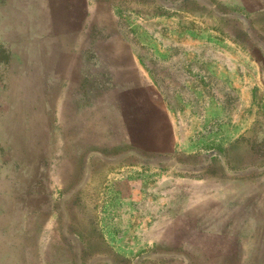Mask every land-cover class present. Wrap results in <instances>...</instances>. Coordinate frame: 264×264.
<instances>
[{
    "label": "crops",
    "instance_id": "0c3cea01",
    "mask_svg": "<svg viewBox=\"0 0 264 264\" xmlns=\"http://www.w3.org/2000/svg\"><path fill=\"white\" fill-rule=\"evenodd\" d=\"M155 1L159 11L150 15H156L157 27H151L163 35L154 39L148 34L143 42L133 34L134 24L120 19L116 1L0 0V264H37L33 260L40 251L42 264H140L139 244L144 241L152 257L147 264H264V213L251 211L252 191H260L254 187L260 178H252L248 168L231 167L211 146V136L189 135L187 127L202 124L186 114L193 103L165 100L159 92L154 98L132 77H122L121 53L107 56L97 50L129 45V67L144 77L150 71L145 67L149 58L169 65L190 61L201 51L202 39L186 35L185 25L176 22L180 16L194 20L188 25L194 30L201 29L197 18L213 14L214 5L262 18L264 0ZM142 45L154 54L140 55ZM103 63L114 68L109 80L105 74L98 76ZM96 85L118 95L120 105L114 110L125 144L151 160L147 165L158 178L156 192L146 196V217L135 213L139 196L131 192L129 258L106 253L101 232L69 231L64 225L75 214L70 199L86 192L96 169L85 152L90 141L82 138L76 147L69 134L55 133L61 125L59 102L70 103L73 112L87 109L89 104L76 108L72 98ZM176 85L170 94L182 95L183 88ZM49 162L51 179L44 182ZM97 172L108 171L103 166ZM71 175L82 180L74 194L66 189ZM140 224L145 230L140 231Z\"/></svg>",
    "mask_w": 264,
    "mask_h": 264
},
{
    "label": "rangeland",
    "instance_id": "374dc122",
    "mask_svg": "<svg viewBox=\"0 0 264 264\" xmlns=\"http://www.w3.org/2000/svg\"><path fill=\"white\" fill-rule=\"evenodd\" d=\"M115 1L122 11L120 19H123L124 24H134L133 34H136L140 41L144 42L147 37L150 38V35L151 38L153 35L154 39L162 37V32H157L151 27L152 24L157 27L156 15H150L159 11L157 1L110 0V3L114 4ZM210 6L206 4L205 8L209 10ZM224 7L214 5L213 14L207 13L197 18V26L201 28L197 30L188 27L194 20L184 15L180 16V21L176 22L185 25L183 31L186 35L197 41L202 39L201 51L195 52L196 57H192L190 61L185 59L181 63L170 62L169 65H163L162 61L154 62L149 58L148 66L145 67H150V71L144 77L135 74L129 67L131 56L129 45L124 44L120 49L97 47V50L107 56L121 53L122 77L124 79L132 77L131 81H135L140 89L146 90L154 98L157 99L160 95L169 101L187 99L193 103L191 107H187L186 114L188 118L198 119L202 124L199 127H187L186 129L190 131L189 135L201 133L204 137L211 136L213 144L211 146L221 151V156L226 158L231 167L248 168L252 178H260L258 185L254 186L257 190L260 187V191H252L251 211L252 214H262L264 213L261 175L264 172V15L262 18L252 14L243 16L240 9H233L231 12ZM130 11L137 14L131 15ZM147 18L149 22H146ZM158 23L163 25V20L160 19ZM158 50L161 53L162 47ZM145 52L154 54L152 48L146 45L140 46L139 54H146ZM187 54L191 55L190 50H187ZM14 60L18 61V58ZM101 65V69L97 67L98 76L105 74L109 80L114 68L104 63ZM94 71L95 69H92V72ZM111 81H114L112 76ZM125 82L128 81L124 80ZM176 83L183 88L182 95L170 94V90L177 86ZM98 88L96 85L88 94L82 93L75 96V99L72 98L76 108H78L76 104L91 105H88L89 107L86 105L87 109L73 112L70 103L59 102L58 119L61 125L54 128L55 133L69 134L76 140V147H80L79 141L82 138L90 141L85 152L89 151L91 167L96 169V172L90 175L91 186L86 192L78 195L76 193L70 199L75 214L66 217L67 221L64 225L69 231L101 232L106 253L111 251L117 256L129 258L131 255L127 253H131V192L133 190L134 194L139 196V206H134L135 213H138L140 218L146 217L145 202L148 199L146 196H152L153 192H156L158 178L152 173L155 168L147 165L151 160L147 161L141 153L138 154L125 144L124 128L114 110L115 106L120 105L117 100L118 95L113 89H108L104 93V90L99 91ZM50 99L51 96H48V103L51 102ZM80 163L82 164L83 160ZM87 164L85 161V166ZM51 166V162L44 166L42 175L44 182L51 179L48 175ZM103 166H106L108 171L105 175L97 172ZM133 166L137 168L131 169ZM80 178L71 175L69 186H65L67 191L74 194V187L82 183ZM66 189L63 194H66ZM83 196L87 199L82 200ZM99 197H102L101 200ZM83 203L87 206L90 204V207L84 208ZM145 227L140 224V231L145 230ZM94 240L98 239L91 241ZM147 249L150 247L145 241L139 244L140 264H147L149 258L152 260L147 254ZM1 257L0 262H3ZM42 257L40 251L33 261L42 264Z\"/></svg>",
    "mask_w": 264,
    "mask_h": 264
}]
</instances>
